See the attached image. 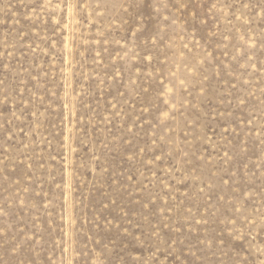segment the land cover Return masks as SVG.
Returning <instances> with one entry per match:
<instances>
[{
    "label": "rangeland",
    "instance_id": "374dc122",
    "mask_svg": "<svg viewBox=\"0 0 264 264\" xmlns=\"http://www.w3.org/2000/svg\"><path fill=\"white\" fill-rule=\"evenodd\" d=\"M0 264H264V0H0Z\"/></svg>",
    "mask_w": 264,
    "mask_h": 264
}]
</instances>
